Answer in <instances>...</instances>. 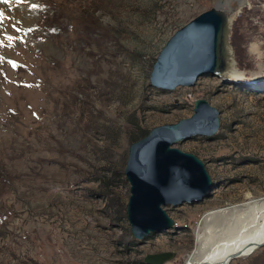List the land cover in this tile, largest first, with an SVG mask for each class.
I'll return each instance as SVG.
<instances>
[{
	"label": "rangeland",
	"instance_id": "rangeland-1",
	"mask_svg": "<svg viewBox=\"0 0 264 264\" xmlns=\"http://www.w3.org/2000/svg\"><path fill=\"white\" fill-rule=\"evenodd\" d=\"M238 2L0 0V264H144L163 252L177 254L167 264H186L206 213L264 195V0L234 17L232 69L242 78L150 84L175 32ZM198 99L220 111L219 132L176 147L205 163L214 189L167 206L176 227L137 241L130 146L190 118ZM220 264H264V246Z\"/></svg>",
	"mask_w": 264,
	"mask_h": 264
},
{
	"label": "water",
	"instance_id": "water-1",
	"mask_svg": "<svg viewBox=\"0 0 264 264\" xmlns=\"http://www.w3.org/2000/svg\"><path fill=\"white\" fill-rule=\"evenodd\" d=\"M233 22L232 13L217 6L175 32L153 65L151 86L163 91L191 88L206 75L231 82ZM220 115L208 101L198 99L190 118L156 127L131 144L125 169L130 185L127 215L137 241L176 227L167 206L200 203L213 191L205 163L176 145L199 136L215 137L221 126ZM176 257L174 252L150 254L143 263L167 264Z\"/></svg>",
	"mask_w": 264,
	"mask_h": 264
},
{
	"label": "bare ground",
	"instance_id": "bare-ground-1",
	"mask_svg": "<svg viewBox=\"0 0 264 264\" xmlns=\"http://www.w3.org/2000/svg\"><path fill=\"white\" fill-rule=\"evenodd\" d=\"M249 2L250 0H240L236 6L225 10L235 17L240 10L247 5L250 6ZM232 68L234 60L231 63L234 77ZM237 78H242L241 74L234 77ZM214 238L216 239L213 242ZM263 246L264 195L260 197L248 195L239 204L214 209L205 214L197 228L195 249L188 256L186 264L226 263Z\"/></svg>",
	"mask_w": 264,
	"mask_h": 264
},
{
	"label": "snow or ice",
	"instance_id": "snow-or-ice-1",
	"mask_svg": "<svg viewBox=\"0 0 264 264\" xmlns=\"http://www.w3.org/2000/svg\"><path fill=\"white\" fill-rule=\"evenodd\" d=\"M4 3H8V0H4ZM33 7H36V5H33Z\"/></svg>",
	"mask_w": 264,
	"mask_h": 264
}]
</instances>
